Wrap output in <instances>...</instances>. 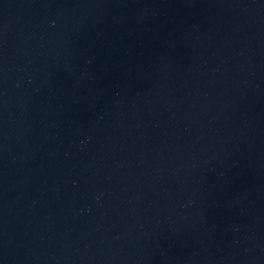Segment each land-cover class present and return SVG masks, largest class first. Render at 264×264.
Listing matches in <instances>:
<instances>
[{
	"label": "water",
	"instance_id": "1",
	"mask_svg": "<svg viewBox=\"0 0 264 264\" xmlns=\"http://www.w3.org/2000/svg\"><path fill=\"white\" fill-rule=\"evenodd\" d=\"M264 88V0H169Z\"/></svg>",
	"mask_w": 264,
	"mask_h": 264
}]
</instances>
